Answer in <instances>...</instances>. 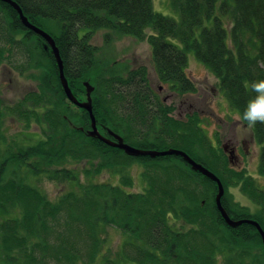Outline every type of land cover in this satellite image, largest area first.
<instances>
[{
    "label": "trees",
    "instance_id": "trees-1",
    "mask_svg": "<svg viewBox=\"0 0 264 264\" xmlns=\"http://www.w3.org/2000/svg\"><path fill=\"white\" fill-rule=\"evenodd\" d=\"M13 1L53 38L73 95L85 99L84 81L94 87L97 126L135 148L182 150L219 178L230 219L254 220L264 231V188L229 164L198 113L173 117L174 107L152 89L145 66L102 72L90 44L97 31L105 32V43L109 34L145 41L157 80L178 97L197 91L186 72L192 53L260 145L257 175L264 179V122L242 119L256 94L250 83L264 79V0H169L177 21L155 11L152 0ZM3 63L20 74L34 71L37 83L14 104L0 96L1 264H264L255 227L226 225L215 205L216 183L181 157H130L87 137L88 114L66 102L50 48L0 1ZM8 117L25 129L36 125L41 137L31 144L6 137ZM134 166L142 170L141 191L131 190L127 174L117 185L94 180ZM42 178L72 189L51 201L36 185ZM231 189L250 204L237 202ZM108 227L122 237L114 252L105 247Z\"/></svg>",
    "mask_w": 264,
    "mask_h": 264
},
{
    "label": "rangeland",
    "instance_id": "rangeland-1",
    "mask_svg": "<svg viewBox=\"0 0 264 264\" xmlns=\"http://www.w3.org/2000/svg\"><path fill=\"white\" fill-rule=\"evenodd\" d=\"M152 1L155 11L173 18L175 21L178 20V15L170 7L169 0ZM104 34V31H97L93 33L92 39L90 40L91 46L95 49L94 54L99 62L98 64L102 67V72L111 73L112 70L115 73V71L124 68L145 66L152 89L159 92L161 99H166L165 103L167 105L174 107L171 115L177 119H184L189 112H197L200 117V126L214 146H219L220 144H218L217 141L219 142L221 139L227 140L234 136L241 137V132L243 130L250 133V129L243 127L245 123H243L239 115L230 108L227 101L222 96L223 94L219 92L216 79L195 59L192 53L187 55L188 65L186 72L195 82L197 91L194 94L178 97L170 92L167 86L161 84L157 80L152 68L150 47L145 41H137L131 37L109 34L111 35L109 42L105 43L103 39ZM14 61H16L15 58L13 62ZM31 74H35V72L30 71L20 74L13 68L12 64H1L0 96L3 102L14 104L28 92L34 91L37 81L30 77ZM66 102L70 104L74 111L78 112V110H81L79 108L77 109V107L67 99ZM99 131L101 134L104 133L101 130ZM3 132L6 137L22 141L24 144L34 143V141L41 137L40 130L36 125L33 124L30 128L25 129L22 127L21 123H17L16 120L14 121L10 117L4 120ZM103 135L106 134L104 133ZM259 153L260 145L255 142L253 150L249 154V158L241 164V166L233 165L232 167L245 169L247 174L256 178L260 187L264 188V179L257 175ZM84 163L85 162L81 163L80 166H83ZM141 171L140 168L134 166V168H127L122 174H109L104 172L96 176L94 180L95 182L117 185L121 181V176L127 174L132 179L133 186L131 190L138 192L144 188ZM36 185L51 201H55L60 195L72 189V186L68 183L59 184L44 178L36 182ZM230 192L237 202L243 205L250 204L237 189H231ZM103 237H105V243H107L105 247L108 246L110 251H117L122 240L120 233L115 230L114 227H108Z\"/></svg>",
    "mask_w": 264,
    "mask_h": 264
},
{
    "label": "water",
    "instance_id": "water-1",
    "mask_svg": "<svg viewBox=\"0 0 264 264\" xmlns=\"http://www.w3.org/2000/svg\"><path fill=\"white\" fill-rule=\"evenodd\" d=\"M2 2H5L9 4L18 14V17L22 23V25L27 28L28 30L32 31L39 37H41L47 44V46L50 48L51 52L53 53L55 62L58 67V76L60 80V84L62 86L63 92L65 94L66 99L71 102L73 105L78 107L79 109L84 110L87 112L89 121H90V128H88L85 131V134L89 138H94L102 143L119 149L121 150L125 155L130 156V157H149V158H155L158 156H167V155H176L181 157L191 168L192 171L198 172L199 174L203 175L207 179L213 181L217 185V194L215 195V205L217 207V210L219 211L222 219L224 220L225 224L228 225L229 227L235 228L241 224H249L257 230L258 234L260 235L261 242H262V247L264 249V231L260 227V225L254 221V220H232L229 218L227 213L225 212L224 208L221 205V197L224 193V189L222 186L221 181L219 178L211 172L209 169L205 168L203 165L192 159L189 155H187L185 152L182 150L178 149H173L170 148L165 151H155V150H143L139 148H135L133 146H130L129 144L125 143L123 141V138L111 131L110 129L107 128V133L110 136V138H107L105 136H102L101 133L99 132L96 124V120L93 114V109H92V92L94 90V87L88 82L84 81L83 82V87L85 89V99L84 100H78L72 93L71 89L69 88L68 81L64 76L63 73V63L60 58L59 50L55 45V42L53 38L44 30L41 28L35 26L29 20L27 17L23 14L22 9L19 7V5L13 1V0H0ZM80 131H83L82 128H79Z\"/></svg>",
    "mask_w": 264,
    "mask_h": 264
},
{
    "label": "flooded vegetation",
    "instance_id": "flooded-vegetation-1",
    "mask_svg": "<svg viewBox=\"0 0 264 264\" xmlns=\"http://www.w3.org/2000/svg\"><path fill=\"white\" fill-rule=\"evenodd\" d=\"M157 93L159 94V92ZM162 101L166 102V99L164 98L162 99ZM191 113L192 112H189V114ZM243 127L248 128L246 124H243ZM97 128L104 131L107 134V138L110 137L107 133V127L99 125L97 126ZM219 144L223 149L229 164L231 166H241V164H243L249 158V154L251 153L255 145V140L251 134V131L250 133H248L243 130L241 132V137L234 136L227 140L221 139L219 141Z\"/></svg>",
    "mask_w": 264,
    "mask_h": 264
},
{
    "label": "clouds",
    "instance_id": "clouds-1",
    "mask_svg": "<svg viewBox=\"0 0 264 264\" xmlns=\"http://www.w3.org/2000/svg\"><path fill=\"white\" fill-rule=\"evenodd\" d=\"M249 87L256 93L247 103L242 119L250 124L264 122V79L252 81Z\"/></svg>",
    "mask_w": 264,
    "mask_h": 264
}]
</instances>
